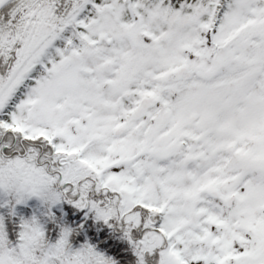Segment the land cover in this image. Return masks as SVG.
Segmentation results:
<instances>
[{
  "label": "snow or ice",
  "instance_id": "6c2138e0",
  "mask_svg": "<svg viewBox=\"0 0 264 264\" xmlns=\"http://www.w3.org/2000/svg\"><path fill=\"white\" fill-rule=\"evenodd\" d=\"M0 264H264V0H0Z\"/></svg>",
  "mask_w": 264,
  "mask_h": 264
}]
</instances>
